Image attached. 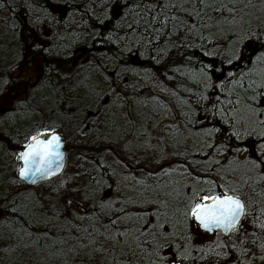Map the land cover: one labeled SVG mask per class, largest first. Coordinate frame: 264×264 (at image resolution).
Here are the masks:
<instances>
[{
    "label": "trees",
    "instance_id": "trees-1",
    "mask_svg": "<svg viewBox=\"0 0 264 264\" xmlns=\"http://www.w3.org/2000/svg\"><path fill=\"white\" fill-rule=\"evenodd\" d=\"M213 4L0 0V101L9 103L0 113V264H168L181 255L189 259L176 264H205L230 256L229 246L219 251L204 241L182 210L189 185L208 187L197 177L219 184L221 176L240 189L249 212L264 209V179L244 164L255 158L258 138L244 141L247 152L228 151L237 143L234 128L248 127L237 121L251 119L252 93L233 81L264 52V0H237L235 22L227 20L223 33L213 22L228 13L206 6ZM249 33L262 39L245 40L243 62L229 64L238 36ZM253 71L264 73V63ZM45 127L65 136L67 165L30 187L17 176V153ZM44 185L53 193L36 192ZM157 211L167 214V239L148 234ZM65 222L78 231L72 242ZM249 228L260 235L252 222ZM24 232L33 241L19 239Z\"/></svg>",
    "mask_w": 264,
    "mask_h": 264
},
{
    "label": "snow or ice",
    "instance_id": "snow-or-ice-1",
    "mask_svg": "<svg viewBox=\"0 0 264 264\" xmlns=\"http://www.w3.org/2000/svg\"><path fill=\"white\" fill-rule=\"evenodd\" d=\"M204 4L205 0H199ZM251 0H249V3ZM237 0H218V6L206 5L212 7L213 11L221 13L225 12L231 18L230 22H235ZM199 15V13H198ZM153 19H156L154 16ZM234 35H238L235 34ZM255 39L257 41L262 38L256 33H249L245 36H238L239 46L231 52L228 63L243 62L245 49L243 43L245 40ZM253 68L258 63H264V52L257 53L255 58L249 62ZM253 68H249L245 73L241 74L239 81H233V83H239L241 88L245 91H250L252 95L248 98L250 103H246L249 109L251 119L237 121L242 125H248L246 128H234L232 131V138L237 142L235 145L228 148L229 152H235L236 154L244 153L248 151V148L244 146V141L250 137L256 136L258 143L255 145L257 153L255 158H246L245 165L250 164L253 169H259L258 179H264V105H261V101L264 100V73L257 74L253 71ZM230 77L235 76L234 73L229 72ZM254 75H258L259 79H253ZM247 76L248 80L245 84L244 78ZM206 98V97H205ZM232 103V101H229ZM239 103V100L236 101ZM228 121L225 120V123ZM219 132L220 129H215ZM26 143L23 145V150L17 153V159L21 162L22 166L18 169L19 177L22 180H31L32 183H36L37 178H50L57 174L63 166L64 153L61 151L63 147L62 137L57 130L52 128H42L34 132V134L26 137ZM212 147V145H209ZM219 164L220 161H215ZM229 163H231L229 161ZM221 183L217 184L215 179L201 180L196 178V185H207L208 187H196L189 185V192L187 194V204L182 210V215L185 221L191 220L199 229L206 233L224 234L225 236L231 234H240L243 231L242 221L246 220L250 215L253 216L252 226L254 229H259L260 235H264V222H261V217L264 216V209H260L258 214L253 215L248 211V205L245 199L240 195V189L236 186H229L234 184L233 181H225L224 176L220 177ZM217 188L220 191H217ZM164 215L165 219L160 220V216ZM175 216V213L173 214ZM167 214H161L159 211L156 213V219L148 221L156 231L148 233L152 236L162 237L167 239V229L169 224L167 222ZM148 224L145 225L143 231L147 232ZM253 236H258L256 231L251 233ZM120 235H123L120 233ZM190 239V237H189ZM95 243V241H93ZM255 244L256 241L253 240ZM149 242V247H151ZM223 246V245H218ZM84 249H87L88 245H82ZM260 249L264 251V243L259 245ZM96 251H103V249H96ZM203 254L201 259H207L208 253L203 249H199ZM245 254L247 249L244 250ZM79 255V253H77ZM88 259L93 257L85 252ZM216 255H220L216 253ZM164 259V257H161ZM189 259L187 255H181L169 261V264H176L177 260ZM261 260H264V255L260 256ZM229 264L231 262L229 261ZM243 264V262H241Z\"/></svg>",
    "mask_w": 264,
    "mask_h": 264
},
{
    "label": "rangeland",
    "instance_id": "rangeland-1",
    "mask_svg": "<svg viewBox=\"0 0 264 264\" xmlns=\"http://www.w3.org/2000/svg\"><path fill=\"white\" fill-rule=\"evenodd\" d=\"M176 18H177V20H176V23H174V24L178 30H182L184 28V26L181 23L180 17L176 16ZM227 20H230V17L227 18L225 22H220V25L217 26V29H219V31H218L219 33H223V31L225 30V28L229 24ZM45 23H44L43 28L47 32V22H45ZM213 45L215 46V43ZM228 50L230 51V46H229ZM193 73L195 75L197 73V71H194ZM22 75H23V73H22ZM8 104L9 103L7 100L6 101H0V113L4 112L7 109ZM51 189H53L52 186L44 185V186L38 187V189H36V192L45 194L47 191L52 192ZM59 201H60V198H59ZM81 207H83V206H79L78 210H80ZM250 213H252V212H250ZM252 219H253V216L250 215L249 217L246 218V220L242 221L243 231L240 234H233L232 236H229L226 240L220 238L219 235H216V234L215 235L205 234L206 237H204V239H205L204 241L209 242L212 245H214L217 250L223 251V247H225V246L230 247V256L221 255L219 257H213L210 259L209 262H207L205 264H229L230 260L234 264L235 261H238V260H235L233 257H231V253H233V252L239 255L238 259H240V263L244 262L245 264H264V260L260 259V256L264 255V251H262L259 247V245L261 243H264V236L259 235V233L256 230H253V231H256L258 236H260V238H257V236H253L251 234L253 231L251 230V228H249V225L252 222ZM196 227H197L198 232L200 231V233H201L202 231L199 229V227L197 225H196ZM198 236L200 238H203L199 234H198ZM253 240L256 241L255 244L253 243ZM218 245H223V246H218ZM164 247L167 248V245H165ZM245 249H247L246 254L244 252ZM172 260L173 259L168 258V261L166 263L169 264V261H172ZM178 261L186 262V260H178Z\"/></svg>",
    "mask_w": 264,
    "mask_h": 264
},
{
    "label": "bare ground",
    "instance_id": "bare-ground-1",
    "mask_svg": "<svg viewBox=\"0 0 264 264\" xmlns=\"http://www.w3.org/2000/svg\"><path fill=\"white\" fill-rule=\"evenodd\" d=\"M57 9L55 10V12L52 14V16H50V17H47L46 19H45V21L44 22H49L51 19H52V22H55L56 21V19H57ZM214 23V25H217V26H219L220 24H219V22H213ZM8 38H10V39H12L10 36L8 37ZM238 47V46H237ZM236 47V48H237ZM16 162H17V158H16ZM17 164H18V162H17ZM20 168V165L18 164V169ZM17 176H18V170H17ZM19 178V177H18ZM20 180V179H19ZM21 181V180H20ZM21 214H22V216H23V219H24V221H26L27 220V214H25L23 211L21 212ZM21 226H22V228L23 229H25V228H27V223H22L21 224ZM64 228H65V230L66 231H68V232H70V233H72V237H69V242H72L73 240V235L76 233V235H77V230H76V228L74 227V225L71 223V222H65L64 223ZM19 239H23V240H25V241H27V240H29V241H33V238H32V234H30L29 236L24 232L23 233V236H20L19 237ZM74 240H75V238H74ZM32 252V251H31Z\"/></svg>",
    "mask_w": 264,
    "mask_h": 264
},
{
    "label": "water",
    "instance_id": "water-1",
    "mask_svg": "<svg viewBox=\"0 0 264 264\" xmlns=\"http://www.w3.org/2000/svg\"><path fill=\"white\" fill-rule=\"evenodd\" d=\"M57 132H58V133L60 134V136L62 137V142H63V147L61 148V151L64 153V161H63V166H62V168L60 169V171H59L57 174L51 176L50 178H37L36 183H32L31 180H28V181L22 180V179L19 177V173H18V177H19V179H20L22 182H24L26 185H29V186H35V185H38V184H40V183H44V182L50 181V180L56 178L57 176H59V175L63 172V170H64V168H65V166H66V163H67L66 139H65L64 135H62V133H60L59 131H57ZM22 150H23V149H22ZM17 162H18V164H19L20 167H21L22 164H21V162H20L18 159H17ZM210 234H212V233H210ZM223 235H224V234H223ZM224 236H225V235H224ZM227 236H228V235H227Z\"/></svg>",
    "mask_w": 264,
    "mask_h": 264
},
{
    "label": "flooded vegetation",
    "instance_id": "flooded-vegetation-1",
    "mask_svg": "<svg viewBox=\"0 0 264 264\" xmlns=\"http://www.w3.org/2000/svg\"><path fill=\"white\" fill-rule=\"evenodd\" d=\"M240 67H242V66L240 65ZM235 72L236 71L233 69L231 73H235ZM249 96H251V95H249ZM232 105L234 106L235 104H232ZM261 105H264V100L261 101Z\"/></svg>",
    "mask_w": 264,
    "mask_h": 264
}]
</instances>
